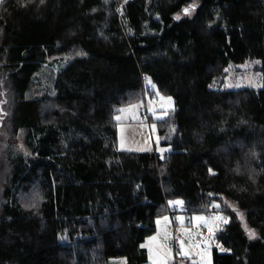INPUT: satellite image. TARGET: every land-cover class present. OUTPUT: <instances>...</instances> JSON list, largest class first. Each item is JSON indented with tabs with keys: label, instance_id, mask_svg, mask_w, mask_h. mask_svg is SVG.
<instances>
[{
	"label": "trees",
	"instance_id": "trees-1",
	"mask_svg": "<svg viewBox=\"0 0 264 264\" xmlns=\"http://www.w3.org/2000/svg\"><path fill=\"white\" fill-rule=\"evenodd\" d=\"M252 60L264 71V0H0V264H148L176 200L229 216L213 264H264V88H224ZM158 95L165 118L117 120ZM144 120L163 156L120 149Z\"/></svg>",
	"mask_w": 264,
	"mask_h": 264
},
{
	"label": "rangeland",
	"instance_id": "rangeland-1",
	"mask_svg": "<svg viewBox=\"0 0 264 264\" xmlns=\"http://www.w3.org/2000/svg\"><path fill=\"white\" fill-rule=\"evenodd\" d=\"M187 8L190 14H185L183 10L182 13L177 15L179 19L185 16L192 18L195 14L197 4ZM209 28H226V23L221 13H216L214 21L209 23ZM51 64L56 70H60L66 66L67 61L58 59ZM261 67L262 63L259 60H252L244 64L230 66L228 75L224 81L225 90L263 89L264 71ZM148 86L152 90H156L151 80H148ZM211 88L213 87L211 86ZM168 98L169 96L158 95L155 99L148 100L147 108L145 107V111L142 109L143 112L139 111L138 117H136L137 109L135 107H128L118 114L117 120L126 122L128 120H136V118L139 119L141 118V114H146V110L152 116L154 122L161 120L176 108L173 98L170 97L171 102H169ZM151 127L155 141L154 146L156 147L154 149L163 156L166 152L170 151V148L161 145L156 124L152 123ZM2 188L3 185L0 181V191ZM170 204L178 212L175 215V221L169 215L159 219L156 222V232L142 245V248L147 253L148 264H174L177 258H186L195 264H208L209 261L210 264H213V250H217L221 254L230 253L217 238V233L222 231L230 222L229 216L225 212L220 211L219 205L213 206L212 211L214 212L212 214L195 213L187 215L183 210L181 201H172ZM238 215L242 227L247 231V234L249 235V232L255 233L248 229L245 213L238 212ZM174 242L179 243L178 250L171 246ZM221 249H224V251Z\"/></svg>",
	"mask_w": 264,
	"mask_h": 264
},
{
	"label": "crops",
	"instance_id": "crops-1",
	"mask_svg": "<svg viewBox=\"0 0 264 264\" xmlns=\"http://www.w3.org/2000/svg\"><path fill=\"white\" fill-rule=\"evenodd\" d=\"M154 144L151 123L146 122V120L138 124H122L119 126V146L121 150L149 152L156 149Z\"/></svg>",
	"mask_w": 264,
	"mask_h": 264
},
{
	"label": "snow or ice",
	"instance_id": "snow-or-ice-1",
	"mask_svg": "<svg viewBox=\"0 0 264 264\" xmlns=\"http://www.w3.org/2000/svg\"><path fill=\"white\" fill-rule=\"evenodd\" d=\"M41 3H43V0H41ZM184 13L185 14H190L189 13V9L188 8H185L184 9ZM177 19H179V17H177ZM168 100H169V102H171V98L169 97L168 98ZM211 171V170H210ZM177 203H180V202H177ZM255 237V233H253V232H249V238L251 239V238H254ZM222 251H224V249H221ZM208 264H210V261L208 262Z\"/></svg>",
	"mask_w": 264,
	"mask_h": 264
},
{
	"label": "built area",
	"instance_id": "built-area-1",
	"mask_svg": "<svg viewBox=\"0 0 264 264\" xmlns=\"http://www.w3.org/2000/svg\"><path fill=\"white\" fill-rule=\"evenodd\" d=\"M171 246H172L174 249H179V243H178V242H174Z\"/></svg>",
	"mask_w": 264,
	"mask_h": 264
}]
</instances>
